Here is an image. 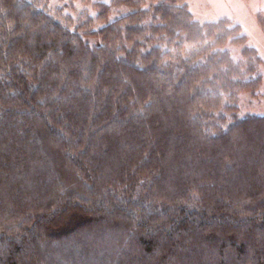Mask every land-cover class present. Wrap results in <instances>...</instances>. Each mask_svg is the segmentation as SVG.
Instances as JSON below:
<instances>
[{
    "label": "trees",
    "instance_id": "trees-1",
    "mask_svg": "<svg viewBox=\"0 0 264 264\" xmlns=\"http://www.w3.org/2000/svg\"><path fill=\"white\" fill-rule=\"evenodd\" d=\"M72 1L0 0V264H264V113L239 109L264 60L241 25Z\"/></svg>",
    "mask_w": 264,
    "mask_h": 264
},
{
    "label": "rangeland",
    "instance_id": "rangeland-1",
    "mask_svg": "<svg viewBox=\"0 0 264 264\" xmlns=\"http://www.w3.org/2000/svg\"><path fill=\"white\" fill-rule=\"evenodd\" d=\"M66 2L69 3V0H49L53 8ZM188 3L194 17L201 21L229 17L239 23L249 43L257 48L264 60V23L259 20V14H264V0H188ZM71 4L73 7L67 8L71 12L84 7H87L90 12L94 10L91 5L81 0H73ZM118 10L116 9L114 14H118ZM226 46L230 44L227 43ZM238 49L237 46H232L234 55L237 54ZM262 71L264 74V63ZM239 109L241 114L264 113V75L257 93L245 91L240 94Z\"/></svg>",
    "mask_w": 264,
    "mask_h": 264
}]
</instances>
